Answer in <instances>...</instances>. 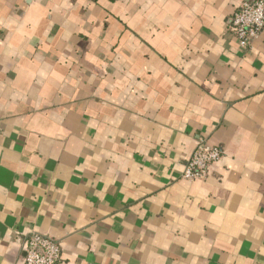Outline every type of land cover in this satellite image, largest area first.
Returning <instances> with one entry per match:
<instances>
[{
    "label": "crops",
    "instance_id": "0c3cea01",
    "mask_svg": "<svg viewBox=\"0 0 264 264\" xmlns=\"http://www.w3.org/2000/svg\"><path fill=\"white\" fill-rule=\"evenodd\" d=\"M241 0H0V264H264V29ZM221 147L182 178L197 139Z\"/></svg>",
    "mask_w": 264,
    "mask_h": 264
},
{
    "label": "built area",
    "instance_id": "2783aa9c",
    "mask_svg": "<svg viewBox=\"0 0 264 264\" xmlns=\"http://www.w3.org/2000/svg\"><path fill=\"white\" fill-rule=\"evenodd\" d=\"M264 29V0H241L231 15L226 31L233 35L241 51H247ZM220 146L199 137L185 162L182 178L203 180L209 167L220 161ZM22 264H61L59 242L50 235L30 233L23 241Z\"/></svg>",
    "mask_w": 264,
    "mask_h": 264
}]
</instances>
